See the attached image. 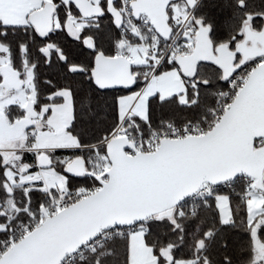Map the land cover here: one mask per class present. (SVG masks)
I'll return each mask as SVG.
<instances>
[{
    "label": "snow or ice",
    "instance_id": "snow-or-ice-1",
    "mask_svg": "<svg viewBox=\"0 0 264 264\" xmlns=\"http://www.w3.org/2000/svg\"><path fill=\"white\" fill-rule=\"evenodd\" d=\"M11 2L0 0V264H264V132L170 199H117L125 172L177 146L203 153L245 105H264L252 36L264 37V0H223L220 25L204 0H25L16 20ZM81 221L46 257L27 255Z\"/></svg>",
    "mask_w": 264,
    "mask_h": 264
},
{
    "label": "water",
    "instance_id": "water-1",
    "mask_svg": "<svg viewBox=\"0 0 264 264\" xmlns=\"http://www.w3.org/2000/svg\"><path fill=\"white\" fill-rule=\"evenodd\" d=\"M157 11V15L159 11ZM43 21L45 13H36ZM254 40L264 44V37L252 34ZM247 54H253L255 49H245ZM227 58V57H226ZM264 132V105L258 101L245 105L233 121L224 137L200 154H189L180 146L171 149L167 155L149 167L135 173L125 172L123 188L117 193V199L127 201L136 198L167 200L178 195L187 179L201 165L214 164L224 158H236L246 151L245 141L250 142L251 135ZM6 134V133H5ZM84 222L74 224L70 229L49 234L37 240L27 255L29 257L44 258L52 247L66 240L79 230Z\"/></svg>",
    "mask_w": 264,
    "mask_h": 264
},
{
    "label": "trees",
    "instance_id": "trees-1",
    "mask_svg": "<svg viewBox=\"0 0 264 264\" xmlns=\"http://www.w3.org/2000/svg\"><path fill=\"white\" fill-rule=\"evenodd\" d=\"M204 3L206 5L205 10L209 14V16L215 20L217 25H220L229 12V9H226L223 6V0H204ZM105 245L108 247H112L113 241L107 240L105 242ZM108 259L109 261H111L113 258L109 257Z\"/></svg>",
    "mask_w": 264,
    "mask_h": 264
},
{
    "label": "crops",
    "instance_id": "crops-1",
    "mask_svg": "<svg viewBox=\"0 0 264 264\" xmlns=\"http://www.w3.org/2000/svg\"><path fill=\"white\" fill-rule=\"evenodd\" d=\"M25 0H12V2L4 9V15L12 20L22 17L23 12L26 11ZM143 259V257H140Z\"/></svg>",
    "mask_w": 264,
    "mask_h": 264
},
{
    "label": "built area",
    "instance_id": "built-area-1",
    "mask_svg": "<svg viewBox=\"0 0 264 264\" xmlns=\"http://www.w3.org/2000/svg\"><path fill=\"white\" fill-rule=\"evenodd\" d=\"M196 202H198V201L193 200V201H190L189 203L191 204V203H196ZM107 240H108V239H105L104 243H105ZM78 263H79L78 261H70V264H78Z\"/></svg>",
    "mask_w": 264,
    "mask_h": 264
}]
</instances>
